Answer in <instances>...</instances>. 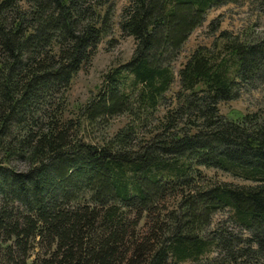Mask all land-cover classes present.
<instances>
[{
  "label": "trees",
  "instance_id": "trees-1",
  "mask_svg": "<svg viewBox=\"0 0 264 264\" xmlns=\"http://www.w3.org/2000/svg\"><path fill=\"white\" fill-rule=\"evenodd\" d=\"M245 3L175 65L212 7ZM115 8L0 0V264H264V115L220 111L264 82V0H127L131 55L70 109Z\"/></svg>",
  "mask_w": 264,
  "mask_h": 264
},
{
  "label": "rangeland",
  "instance_id": "rangeland-1",
  "mask_svg": "<svg viewBox=\"0 0 264 264\" xmlns=\"http://www.w3.org/2000/svg\"><path fill=\"white\" fill-rule=\"evenodd\" d=\"M115 25L113 32L103 38L98 44L97 50L91 61L83 66L75 75L71 82L69 90V108L72 109L74 104L86 100L97 88L100 83L103 72L112 65L122 62L131 55L134 40L131 35L122 34L117 21L120 18V11L127 0H115ZM252 8L245 4H227L218 7H212L204 23L194 29L183 44L180 56L175 62L178 67L189 53L199 44H207L213 41L218 34L217 30L210 29L209 21L218 17L220 22L219 29H228L237 31L253 21L254 16ZM260 23L255 25L254 33L261 34L264 31V18L259 20ZM113 40H112V39ZM220 111L231 116L237 111H258L264 115V82H259L256 87L244 89L239 98L220 103ZM118 122V121H117ZM18 167H23L19 164ZM208 174L214 173L213 170H207ZM216 177H228L219 170L215 171Z\"/></svg>",
  "mask_w": 264,
  "mask_h": 264
}]
</instances>
